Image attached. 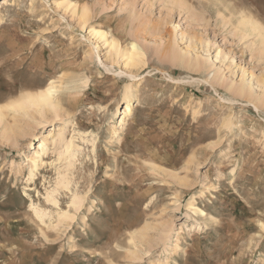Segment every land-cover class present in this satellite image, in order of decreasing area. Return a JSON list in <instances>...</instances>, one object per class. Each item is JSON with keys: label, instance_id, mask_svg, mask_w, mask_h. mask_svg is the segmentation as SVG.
Returning <instances> with one entry per match:
<instances>
[{"label": "rangeland", "instance_id": "1", "mask_svg": "<svg viewBox=\"0 0 264 264\" xmlns=\"http://www.w3.org/2000/svg\"><path fill=\"white\" fill-rule=\"evenodd\" d=\"M0 17V105L88 81L65 91L67 117L4 112L0 264H264V49L238 26L264 28V0H0ZM92 28L136 42L143 63L110 60ZM62 129L95 141H75L55 206L53 147L33 180L30 159Z\"/></svg>", "mask_w": 264, "mask_h": 264}, {"label": "bare ground", "instance_id": "2", "mask_svg": "<svg viewBox=\"0 0 264 264\" xmlns=\"http://www.w3.org/2000/svg\"><path fill=\"white\" fill-rule=\"evenodd\" d=\"M76 13H77V9L76 6H74V14ZM80 19L83 21V25H85L88 19V14L86 11L81 12ZM0 23H1V17H0ZM238 26L243 30L247 38L248 36L251 35L254 36V38L256 39V43H259L260 46H262L264 49V28H262L260 23H258L254 19L248 17H242ZM90 33L95 38L99 40H103L104 44L108 46V48L110 49V51L108 52V57L110 60L114 61L116 59H124L126 68H135V67L138 68L143 63L144 53L136 42L130 43L127 49L123 51L121 49L120 43L118 42L119 39L116 40L109 33L94 28L91 29ZM182 37L185 36L182 34ZM174 53H175L174 57L177 58V60L178 58L181 59L180 57L182 56L181 53L180 54L177 52ZM76 77L77 78L74 77L71 78V80L66 81V83L64 81V77H59L56 80H52L47 85H45L44 82H40L36 86L38 87L36 92H27L25 94H21L19 98L14 100L12 99L9 103L5 105H0V125L5 122L4 112H12L14 114H19L23 117H28L35 124L39 126L44 125L45 122H47V118L49 117L56 119L62 118V116L67 117V111L65 107V103H66L65 91H75L76 93H78L82 91L88 83V81L84 79H80L78 78V76ZM245 82L241 84V88L239 90L240 94L252 95L253 93L252 89L248 87L245 84ZM131 97L132 96L129 93H126L124 99L127 102H130ZM133 114H134V104L128 103L123 113L124 117L120 125L122 126L125 121H127L133 116ZM66 135H67L66 130L62 129L61 131H59L57 135L51 137L50 139H46L42 141L41 145L39 146V151L36 153L38 157L42 156L43 158L41 160L42 163L38 161L37 159L38 157H33L30 159V162L32 164L30 169V174L32 176L31 179L33 180V177L35 176V170L38 171L40 167L46 164L44 158L48 156L51 150L50 146L53 147L52 150L53 153H55L56 158L52 162V164L56 165L57 163V166L59 165V167L57 168L59 172H58L57 181L55 183L56 184L55 188L47 192V198H50L55 206L58 205V202L56 201L54 196L59 189L72 192L71 189L72 180L69 177V175H72L70 173H72V171L74 170L78 157L83 153V148L80 145H78L75 141L80 140L84 143H92L93 145L95 141L92 139L93 141L90 142L89 140L85 139L86 135L79 133H78V137H72L69 140ZM117 138L119 139L118 140L119 142L122 140L120 136ZM72 196L73 199L71 198V200L73 205H76L78 200L82 199L81 196L75 192L72 193ZM38 210L39 209H37V211ZM197 212L203 216L205 215L203 210L198 209ZM37 215L39 217L37 219H41L42 223L44 218H47V217L43 218V215L44 216L46 215L43 213L42 214L38 213ZM67 216H68L67 212L66 213L64 212L60 215V217H67ZM134 240L135 239H133V241Z\"/></svg>", "mask_w": 264, "mask_h": 264}]
</instances>
